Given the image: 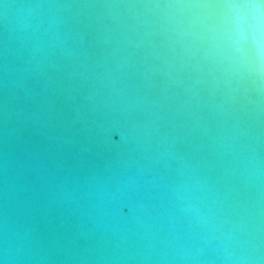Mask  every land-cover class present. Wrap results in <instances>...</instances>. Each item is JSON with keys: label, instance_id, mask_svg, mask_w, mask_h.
<instances>
[{"label": "water", "instance_id": "obj_1", "mask_svg": "<svg viewBox=\"0 0 264 264\" xmlns=\"http://www.w3.org/2000/svg\"><path fill=\"white\" fill-rule=\"evenodd\" d=\"M0 264H264V0H0Z\"/></svg>", "mask_w": 264, "mask_h": 264}]
</instances>
